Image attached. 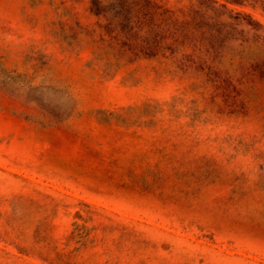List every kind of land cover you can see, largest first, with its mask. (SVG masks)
<instances>
[{
  "label": "rangeland",
  "instance_id": "rangeland-1",
  "mask_svg": "<svg viewBox=\"0 0 264 264\" xmlns=\"http://www.w3.org/2000/svg\"><path fill=\"white\" fill-rule=\"evenodd\" d=\"M0 264H264V0H0Z\"/></svg>",
  "mask_w": 264,
  "mask_h": 264
}]
</instances>
